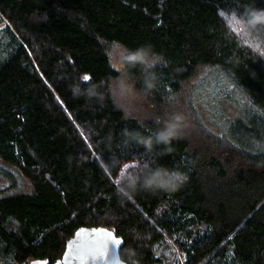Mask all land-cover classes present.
Here are the masks:
<instances>
[{
    "label": "trees",
    "instance_id": "1",
    "mask_svg": "<svg viewBox=\"0 0 264 264\" xmlns=\"http://www.w3.org/2000/svg\"><path fill=\"white\" fill-rule=\"evenodd\" d=\"M3 21L0 166L25 186L0 188V264H51L82 226L127 264H264V0H0ZM209 66L253 125L204 126Z\"/></svg>",
    "mask_w": 264,
    "mask_h": 264
},
{
    "label": "rangeland",
    "instance_id": "2",
    "mask_svg": "<svg viewBox=\"0 0 264 264\" xmlns=\"http://www.w3.org/2000/svg\"><path fill=\"white\" fill-rule=\"evenodd\" d=\"M4 21L0 22V29L3 27ZM121 51H115L111 58L114 66H119V58ZM192 93L193 104L198 112V117L204 126L210 132H225L229 130L230 123L236 118L243 120L245 124H252L255 121L256 114L250 111H245L247 105L244 102V97L238 90L232 88L228 77L220 70L209 66L201 69L198 75L194 78ZM180 106L181 103H180ZM231 129V127H230ZM5 174L1 171L0 166V188L4 187L5 192H13L23 185L18 176L17 182L20 186L10 185L11 180L5 179Z\"/></svg>",
    "mask_w": 264,
    "mask_h": 264
},
{
    "label": "water",
    "instance_id": "3",
    "mask_svg": "<svg viewBox=\"0 0 264 264\" xmlns=\"http://www.w3.org/2000/svg\"><path fill=\"white\" fill-rule=\"evenodd\" d=\"M121 239L106 227H79L66 241L62 256L51 264H127L119 254ZM29 264H47L33 259Z\"/></svg>",
    "mask_w": 264,
    "mask_h": 264
}]
</instances>
